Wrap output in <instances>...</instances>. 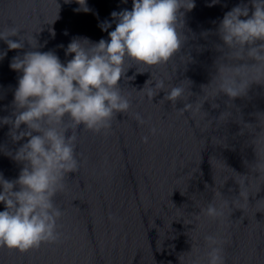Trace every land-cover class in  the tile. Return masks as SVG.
<instances>
[{
	"label": "clouds",
	"instance_id": "obj_1",
	"mask_svg": "<svg viewBox=\"0 0 264 264\" xmlns=\"http://www.w3.org/2000/svg\"><path fill=\"white\" fill-rule=\"evenodd\" d=\"M218 2L212 0L209 6ZM76 3L80 5L76 11H90L87 0ZM250 4L251 14L249 4L242 3L226 12L219 22L217 32L223 45L217 48L227 52L217 61V74L211 84L203 88L205 96L195 105L185 103L176 110L181 115L190 111L194 118L208 98L223 93L234 99L245 96L251 84H264V0H250ZM194 7V0H132L131 10L113 11L111 23L105 20L99 24L102 31L108 32L107 40L73 38L65 50L66 56L72 57L66 63L53 51L36 50L40 45L33 34L25 31L20 35L22 29L13 25L0 28V40L8 50H22L25 42L31 49L10 62V68L20 73L12 102L14 110L11 116L0 118V125L10 126L14 143L26 140L14 154L6 153L23 165L18 178L8 180L0 174V204L4 205L0 211V247L25 252L61 238L58 221L64 212L56 197L64 191L69 174L79 172V133H106L118 114H129L133 101L120 81L135 78L126 76L133 65L146 71L168 66L185 40V12ZM112 23L115 28L108 31ZM6 55L7 51H0V60ZM171 79V75L154 78L152 72L144 87L135 91L150 102L164 91L159 104L170 101L175 108L178 100L186 101L191 93L187 92L188 81L174 86L168 83ZM132 118L140 126L148 122L138 112ZM259 127L253 140L258 157L253 171L264 179V116L260 117ZM156 131L150 129L152 135ZM141 139L148 143L149 137ZM218 195L222 196L220 192ZM239 198L248 196L240 190ZM226 207L232 208L229 200L219 205L213 200L201 213L222 222ZM225 244L217 234L205 235L204 258H197L193 264H226Z\"/></svg>",
	"mask_w": 264,
	"mask_h": 264
}]
</instances>
